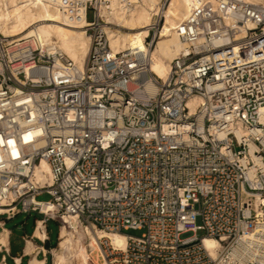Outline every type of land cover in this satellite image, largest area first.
Returning <instances> with one entry per match:
<instances>
[{
    "label": "built area",
    "instance_id": "2783aa9c",
    "mask_svg": "<svg viewBox=\"0 0 264 264\" xmlns=\"http://www.w3.org/2000/svg\"><path fill=\"white\" fill-rule=\"evenodd\" d=\"M49 1L91 48L79 68L35 35L0 33V214L126 234L125 249L99 238L108 264H264V4L197 0L174 28L189 51L160 78L147 52L111 49L113 0Z\"/></svg>",
    "mask_w": 264,
    "mask_h": 264
},
{
    "label": "bare ground",
    "instance_id": "6f19581e",
    "mask_svg": "<svg viewBox=\"0 0 264 264\" xmlns=\"http://www.w3.org/2000/svg\"><path fill=\"white\" fill-rule=\"evenodd\" d=\"M135 5L129 11L122 8L118 0H113L110 20L119 27L106 26L113 52L130 51L137 56L145 58L146 52L151 57V71L160 78H166L170 72L172 61L181 53L188 52L189 47L174 30L176 25L183 20L192 9L197 0H172L167 11L164 29L152 48L146 44L149 35V25L153 20V11L157 7L158 0H134ZM257 4H264V0H247ZM85 23L70 24L60 11L49 0H0V33L10 40L37 36L41 41L54 45L63 52L66 58L73 61L77 67L83 68L91 48V37L86 30ZM167 53V54H166ZM176 54L172 59V55ZM151 93L155 88L150 85ZM192 100L191 104H196ZM42 171L49 176L50 166L46 161L42 162ZM43 210L50 213L51 204H44ZM37 235L45 238V230L42 222L39 223ZM82 230L91 247L90 253L81 242L76 239L77 232ZM60 243L61 250L55 252L54 264H67L66 252L75 249L74 257L78 264H89L94 258L97 264H108L106 254L99 238L107 237L109 245L116 249H125L127 236L124 233L96 234L91 227L82 225L76 217H68L61 225ZM43 229V230H42ZM80 237V236H78ZM7 242V232L0 235V247ZM205 246L216 254L218 242L206 237ZM92 264V263H91Z\"/></svg>",
    "mask_w": 264,
    "mask_h": 264
},
{
    "label": "crops",
    "instance_id": "0c3cea01",
    "mask_svg": "<svg viewBox=\"0 0 264 264\" xmlns=\"http://www.w3.org/2000/svg\"><path fill=\"white\" fill-rule=\"evenodd\" d=\"M13 221L16 222L11 224ZM40 222L44 226L45 238L36 232ZM52 222L57 227L56 239ZM60 227L58 221L46 220L39 212L0 214V235L7 232V242L0 247V264H51L52 253L60 238Z\"/></svg>",
    "mask_w": 264,
    "mask_h": 264
},
{
    "label": "rangeland",
    "instance_id": "374dc122",
    "mask_svg": "<svg viewBox=\"0 0 264 264\" xmlns=\"http://www.w3.org/2000/svg\"><path fill=\"white\" fill-rule=\"evenodd\" d=\"M88 19L91 21V20H93L94 19V13H93V11H90L89 12V15H88ZM167 54V53H166ZM176 54H173L172 55V59L174 58V56H175ZM138 57L141 59V60H143L142 59V56L139 54L138 55ZM51 198V196L48 194V193H43V194H41V195H38L37 196V199H39V200H43V201H47V200H49ZM18 221H19V219H17ZM16 221H13V222H11V224H13V223H15ZM197 223L198 224H202V220H201V218H198L197 219ZM60 224V223H59ZM61 225V224H60ZM51 226L53 227V229H54V238L56 239V233H57V227H56V225H55V223H51ZM60 230H61V228H60ZM82 230H84V228L81 226V231H80V233L79 232H77V234H75L76 235V239H79V238H81L80 240H81V242H83V244H85V246L87 247V249H88V251L91 253L92 252V250H91V247L88 245V240H87V238H86V236L85 235H83V234H85ZM127 233H129V234H131V235H134V236H141L145 231L144 230H133V229H130V230H127L126 231ZM204 234V231H199V233H198V235H203ZM78 236H80V237H78ZM62 242V240L59 238L58 239V242H57V245H56V247H55V250L53 251V253H52V256H51V264H54L55 263V261H56V257H55V252L56 251H60L61 250V247H60V243ZM74 252H75V249H72V250H69V251H67L66 252V254H67V258H68V263L67 264H78V262H77V260H76V258L74 257ZM92 262H90L89 264H97L96 262H95V259L93 258L92 260H91Z\"/></svg>",
    "mask_w": 264,
    "mask_h": 264
}]
</instances>
